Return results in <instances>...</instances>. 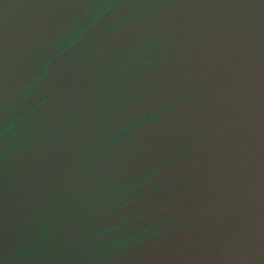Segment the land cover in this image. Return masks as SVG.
<instances>
[{"label": "water", "instance_id": "1", "mask_svg": "<svg viewBox=\"0 0 264 264\" xmlns=\"http://www.w3.org/2000/svg\"><path fill=\"white\" fill-rule=\"evenodd\" d=\"M0 264H264V0H0Z\"/></svg>", "mask_w": 264, "mask_h": 264}]
</instances>
